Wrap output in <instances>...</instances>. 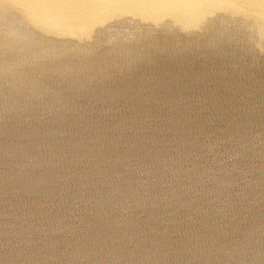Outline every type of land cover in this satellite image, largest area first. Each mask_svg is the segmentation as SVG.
Instances as JSON below:
<instances>
[{
  "label": "water",
  "instance_id": "water-1",
  "mask_svg": "<svg viewBox=\"0 0 264 264\" xmlns=\"http://www.w3.org/2000/svg\"><path fill=\"white\" fill-rule=\"evenodd\" d=\"M0 264H264V0H0Z\"/></svg>",
  "mask_w": 264,
  "mask_h": 264
}]
</instances>
